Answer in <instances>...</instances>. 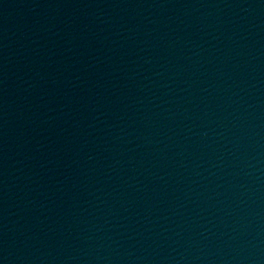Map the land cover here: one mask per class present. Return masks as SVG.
Returning <instances> with one entry per match:
<instances>
[{
    "label": "water",
    "instance_id": "water-1",
    "mask_svg": "<svg viewBox=\"0 0 264 264\" xmlns=\"http://www.w3.org/2000/svg\"><path fill=\"white\" fill-rule=\"evenodd\" d=\"M0 264H264V0H0Z\"/></svg>",
    "mask_w": 264,
    "mask_h": 264
}]
</instances>
